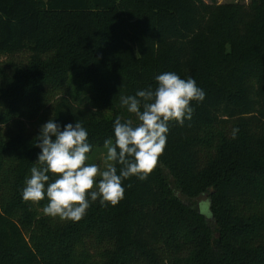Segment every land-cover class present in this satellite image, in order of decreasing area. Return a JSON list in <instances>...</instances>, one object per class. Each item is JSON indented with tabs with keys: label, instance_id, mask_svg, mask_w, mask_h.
<instances>
[{
	"label": "trees",
	"instance_id": "16d2710c",
	"mask_svg": "<svg viewBox=\"0 0 264 264\" xmlns=\"http://www.w3.org/2000/svg\"><path fill=\"white\" fill-rule=\"evenodd\" d=\"M165 72L205 99L146 180L78 222L23 199L42 125L81 123L91 154ZM0 264H264V0H0Z\"/></svg>",
	"mask_w": 264,
	"mask_h": 264
},
{
	"label": "clouds",
	"instance_id": "9594fccd",
	"mask_svg": "<svg viewBox=\"0 0 264 264\" xmlns=\"http://www.w3.org/2000/svg\"><path fill=\"white\" fill-rule=\"evenodd\" d=\"M155 79L154 90L121 96V106L135 114L139 124L115 119L114 140L104 141V170L87 162L92 146L81 123L66 124L61 130L52 118L42 125L36 137L41 151L26 179L23 199L33 204L47 199L44 215L78 222L92 202L99 200L102 207L116 206L124 198L123 180L133 176L146 180L166 147L169 122L183 125L185 119L191 120V103L205 99L204 91L191 77L185 80L174 72H165ZM117 164L121 166L119 174Z\"/></svg>",
	"mask_w": 264,
	"mask_h": 264
},
{
	"label": "rangeland",
	"instance_id": "374dc122",
	"mask_svg": "<svg viewBox=\"0 0 264 264\" xmlns=\"http://www.w3.org/2000/svg\"><path fill=\"white\" fill-rule=\"evenodd\" d=\"M250 0H218L220 3H225V2H242V3H248ZM23 58V56H22ZM21 59V58H19ZM37 126L30 124L29 125V130L31 132L35 131ZM89 159L88 163H95L98 166H100L101 170H104L105 167V157H106V149L105 148H100L94 151L93 153L89 154ZM99 179V178H98ZM196 205L199 208V211L206 215L210 216V206H209V196L207 194H204L200 196L199 198L196 199Z\"/></svg>",
	"mask_w": 264,
	"mask_h": 264
}]
</instances>
